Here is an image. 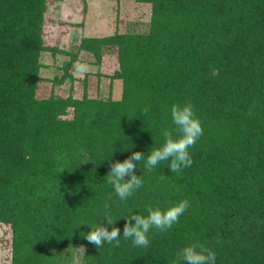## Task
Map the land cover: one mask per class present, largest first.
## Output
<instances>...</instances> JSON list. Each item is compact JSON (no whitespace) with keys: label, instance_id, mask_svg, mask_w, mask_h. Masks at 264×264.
I'll list each match as a JSON object with an SVG mask.
<instances>
[{"label":"trees","instance_id":"16d2710c","mask_svg":"<svg viewBox=\"0 0 264 264\" xmlns=\"http://www.w3.org/2000/svg\"><path fill=\"white\" fill-rule=\"evenodd\" d=\"M133 1L149 5L146 32H79L72 51L46 42L49 0H0V223L11 232L10 264H70L77 246L82 264H175L197 242L216 264H264V0ZM111 48L119 98L112 89L89 96L85 82L80 97L37 96L45 58L68 55L67 77L80 53L100 62ZM176 103H191L204 129L192 165L149 172L141 161L143 187L120 201L110 164L162 146ZM109 193L113 225L103 221ZM185 199L190 207L171 229H151L147 248L122 237L123 216ZM101 222L121 230L119 246L85 239Z\"/></svg>","mask_w":264,"mask_h":264},{"label":"rangeland","instance_id":"374dc122","mask_svg":"<svg viewBox=\"0 0 264 264\" xmlns=\"http://www.w3.org/2000/svg\"><path fill=\"white\" fill-rule=\"evenodd\" d=\"M149 5L133 0H49L44 36L49 44L59 43L63 48L74 51L73 38L80 34L105 36L114 32H146L149 21ZM65 41H62V38ZM77 61L86 62L91 71L83 78L73 75L72 65L69 76L63 70L68 55L58 54L45 58L48 68L42 69L43 81L37 89L38 97H47L51 93L80 97L84 91L83 83L89 96L119 98L122 89L121 80H111L112 73L118 68L115 48L103 55L100 62L94 60L88 52L80 53ZM49 55V54H48ZM68 75V74H67ZM71 76V77H70ZM64 77L62 82L59 78ZM11 232L7 224L0 223V264H10ZM70 264H82V247H75Z\"/></svg>","mask_w":264,"mask_h":264},{"label":"clouds","instance_id":"9594fccd","mask_svg":"<svg viewBox=\"0 0 264 264\" xmlns=\"http://www.w3.org/2000/svg\"><path fill=\"white\" fill-rule=\"evenodd\" d=\"M73 75L83 79L90 71L91 67L86 62L77 61L72 65ZM218 70L213 71L217 75ZM148 108L143 110L147 114ZM171 120L174 127L162 130L164 143L162 146L152 149L150 153L145 154L136 151L126 158L123 162L110 164V171L107 174V184L110 185L120 201L126 202L138 189L143 187L144 181L142 175H136L137 163L144 162V168L151 172L161 162L170 161L169 168L172 172H181L184 168L190 167L193 163L190 155V149L196 144L199 138L204 134V129L200 119L195 115L193 105L173 104L171 106ZM175 134V135H174ZM88 161L82 162L86 163ZM81 163V164H82ZM127 177V179H126ZM166 178L160 177L163 181ZM112 200V194L109 193L103 207L105 209L104 219L108 225H113L110 213L111 208L108 202ZM190 207V202L185 199L167 209L159 207L147 208V216L140 214H131L125 217L122 237L125 240H131L135 247L147 248L150 244L149 232L155 228L160 232H165L179 221V218ZM118 220V219H117ZM134 221V223H133ZM85 235V239L95 245L97 249L103 247L105 242L119 246L121 239V230L118 227H112L109 230L101 222L94 229ZM175 264H216V253L203 243H193L182 248L176 255Z\"/></svg>","mask_w":264,"mask_h":264}]
</instances>
